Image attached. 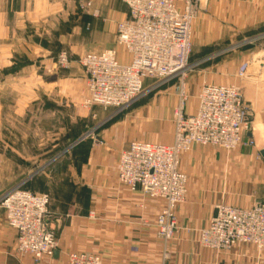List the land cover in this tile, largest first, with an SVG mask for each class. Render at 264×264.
<instances>
[{"label": "crops", "instance_id": "1", "mask_svg": "<svg viewBox=\"0 0 264 264\" xmlns=\"http://www.w3.org/2000/svg\"><path fill=\"white\" fill-rule=\"evenodd\" d=\"M87 1L95 16L76 11L78 0H0V179L8 182L0 197L19 185L47 194L46 221L59 242L51 256L38 261L19 253L17 231L0 207V264H69L70 253L97 255L102 264H264V250L251 244L215 251L198 241L217 205L245 208L264 201L259 153L264 147V42L256 51V45L244 48L264 35V0H205L192 22L190 63L205 59L207 52L229 48L233 53L194 75L195 87L187 85L193 101L187 100L186 113L195 111L203 83L245 90L256 85L262 90L254 107L260 125L245 134L255 142L246 152L230 155L197 145L181 156L187 193L176 208L178 229L168 241L153 225L164 201L122 185L117 165L131 141L173 142L174 123L167 122L177 88H162L157 101L136 118L121 120L83 107L85 74L75 60L110 48L116 23L128 13L122 0ZM61 49L74 61L57 72L54 58ZM121 53L119 59L127 62L128 55ZM242 63L248 69L239 78ZM215 72L226 78H214ZM143 115L158 122L136 120Z\"/></svg>", "mask_w": 264, "mask_h": 264}, {"label": "built area", "instance_id": "2", "mask_svg": "<svg viewBox=\"0 0 264 264\" xmlns=\"http://www.w3.org/2000/svg\"><path fill=\"white\" fill-rule=\"evenodd\" d=\"M127 16L116 23L119 46L128 61L122 62L113 49L85 54L80 59L86 81L84 104L121 109L144 91L146 80L163 83L181 77L178 102L173 109L174 139L171 144L131 141L120 152L117 176L122 185L164 201L153 225L156 235L168 241L178 226L176 208L187 193V175L180 159L194 145L220 147L230 151L251 146L249 107L239 86L203 83L193 113H186L185 75L190 68L191 28L198 8L205 0H122ZM264 37V35L262 36ZM249 42V41H248ZM58 64L69 68L62 52ZM248 69L242 63L237 76ZM49 196L16 186L0 197L7 225L17 231V251L36 261L51 256L59 242L47 225ZM203 247L223 251L234 245L251 244L264 250V201L250 207L220 204L208 225L198 232ZM69 264H102L97 255L70 253Z\"/></svg>", "mask_w": 264, "mask_h": 264}, {"label": "rangeland", "instance_id": "3", "mask_svg": "<svg viewBox=\"0 0 264 264\" xmlns=\"http://www.w3.org/2000/svg\"><path fill=\"white\" fill-rule=\"evenodd\" d=\"M76 11L83 12V13H88V14H91V15H94V16L97 14L96 11L92 10V5H91L90 1H87V0H78V3L76 5ZM260 41L264 42V37H262V36L261 37L260 36L255 37L251 41L246 43L244 45V48H246L248 46L254 47L253 45H256V47H255L256 49L254 50V51H256L259 48L257 46L259 45ZM113 42H114V44L110 48H105L104 50L113 49V50H115L117 52L118 56H120L119 54H122L121 52H123V51L125 52V49L118 45L117 36L113 38ZM104 50H101V51H104ZM101 51H99V52H101ZM62 52H65L68 55L69 61H70V66L72 65V63L74 61L71 58V55L69 54V52L67 50L61 49L57 53L55 58H54V63H55L57 72L65 71V69H69L70 68V66H69V68L68 67L67 68H63V67H61L58 64V61H59L58 57H59V55ZM231 52L232 51H229V48H225V49H222L221 51L213 52V53L207 52V54H209L208 57H206L205 59L201 60L200 62L191 63L190 68H189V70L187 71V73L185 75V92L187 91V85L188 84H192V86L195 87L193 85V83H192V79H193L194 75H196V73L199 70L204 68L203 66L206 63H208L210 61L215 62L214 60H217V59H220V61H224L226 59H229L231 54L233 53V52L232 53ZM89 53H98V52H89ZM86 54H88V53H86ZM83 56H81L79 59L75 60V61H77V64L79 65V67L81 68L82 71H83V68L80 65V59ZM189 61H192V51H191V55H190ZM47 74H50V73L47 72ZM214 74H215L213 76L214 78L215 77L217 78L218 76L222 77V78H226L225 74L223 72L222 73L221 72L220 73L219 72H215ZM180 78L181 77L177 76V77H174V78H172V79H170L168 81H165L163 83H155L153 80L145 82L144 83V91L142 92V94L135 101H133L131 104H129L128 106H126L124 108H121V109H115V108H105L104 109L101 106L100 107L99 106H95L94 104L87 105V106L85 104H83L82 106L87 108V109H90V111L94 112L93 114L100 113L101 115H112L113 117L120 115L121 116V120L123 118H125L126 116H132V115H133L132 118H136L135 115H137V113H139V111L145 110L147 106H151V105H153V103H155L157 101V98H159L158 94H160V90L162 88H166L168 85L169 86L173 85V86H175L177 88V93H176V97H177L176 104H177L178 95H179ZM209 83L210 84H216L214 82H209ZM237 86L240 87L243 99H244L245 103L248 105V107L250 109V111H249V120H250V123H251L250 124L251 125V130H255L257 128V126L260 125V123L257 122L258 118L256 119L255 115H254L255 114V112H254L255 111L254 110L255 101L258 98V96L261 95L262 90L260 88H256L257 87L256 85H249V88L246 89V90H245V87L243 88L240 85H237ZM187 100L193 101V99L192 98L189 99V97L187 98ZM249 101H252V103L249 102ZM174 107H173V109H174ZM173 109H172V112H171V114H170V116L168 118V122H167L168 124H171L173 122ZM136 120H139V121H142V122L143 121L150 122L151 120H152V122L153 121L154 122H158L156 117L153 118L152 116H149V115L148 116H144L143 115L142 117L137 116ZM159 127H160V124H159ZM194 146H197V145H194ZM207 147L212 149V150H214V151L215 150H219V151L224 152V153L229 152L230 155H231L233 153H238L239 151L240 152L241 151H245L246 152L247 150L254 148L255 147V142L253 140V144L251 146L245 147V146L241 145L240 147H237V148L232 149L230 151H226V150H224V149H222L220 147H214V146H207ZM1 171H2V165L0 164V172ZM0 175H1V173H0ZM7 183H8L7 181L0 179V194L2 193L3 188H4V186H6ZM19 186L22 187L21 185H19Z\"/></svg>", "mask_w": 264, "mask_h": 264}, {"label": "water", "instance_id": "4", "mask_svg": "<svg viewBox=\"0 0 264 264\" xmlns=\"http://www.w3.org/2000/svg\"><path fill=\"white\" fill-rule=\"evenodd\" d=\"M259 153H260L261 157L264 160V147L259 151Z\"/></svg>", "mask_w": 264, "mask_h": 264}]
</instances>
